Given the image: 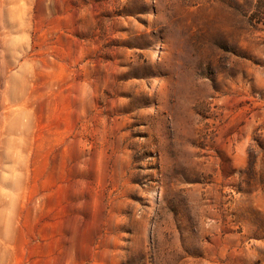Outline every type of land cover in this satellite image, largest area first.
Returning a JSON list of instances; mask_svg holds the SVG:
<instances>
[{
	"label": "rangeland",
	"instance_id": "374dc122",
	"mask_svg": "<svg viewBox=\"0 0 264 264\" xmlns=\"http://www.w3.org/2000/svg\"><path fill=\"white\" fill-rule=\"evenodd\" d=\"M0 264H264V0H0Z\"/></svg>",
	"mask_w": 264,
	"mask_h": 264
}]
</instances>
